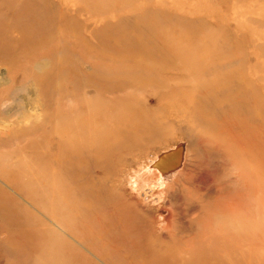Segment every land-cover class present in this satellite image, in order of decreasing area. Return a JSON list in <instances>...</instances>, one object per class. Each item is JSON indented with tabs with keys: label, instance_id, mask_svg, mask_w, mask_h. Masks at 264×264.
Instances as JSON below:
<instances>
[{
	"label": "rangeland",
	"instance_id": "1",
	"mask_svg": "<svg viewBox=\"0 0 264 264\" xmlns=\"http://www.w3.org/2000/svg\"><path fill=\"white\" fill-rule=\"evenodd\" d=\"M179 134L252 242L151 176ZM263 205L264 0H0V264H264Z\"/></svg>",
	"mask_w": 264,
	"mask_h": 264
},
{
	"label": "bare ground",
	"instance_id": "2",
	"mask_svg": "<svg viewBox=\"0 0 264 264\" xmlns=\"http://www.w3.org/2000/svg\"><path fill=\"white\" fill-rule=\"evenodd\" d=\"M8 75V74H7ZM40 105V104H39ZM12 131V130H11ZM182 138V141H183V143H182V151H183V166H182V168L181 169H178V170H176V171H169V172H167L166 174H164V175H160L159 174V172L156 170V169H153V168H151L150 169V171L149 172H151V176L153 175L154 177H155V179L158 181V182H160V183H162L163 185H165V190L166 191H170L171 190V192L172 191H179V192H182V193H184V194H186L187 196L189 195L190 197H192L194 200L196 199L197 201H199V203H200V207H201V209L202 210H199V211H202V213H203V215H204V213L205 214H209V216H213V219H215L216 218V221H214L212 218H211V220H213L212 222H211V224L213 223L214 224V222H216L215 224L217 225V226H224L225 228H228V229H235V231H236V229L238 230H240V228H242L241 230H243L244 231V229H243V227L241 226L242 225V223L244 224V223H246L247 224V222H245V220L246 221H252L253 220V218H252V220H250L251 219V217L249 216V217H245V216H248V215H252V214H248L247 215V212L245 211L244 212V210L242 211V210H237V208L235 207V209H232V208H228V211H227V207H225L226 205L228 206V202H233V200H234V198H232V200L231 199H229V191L227 192L226 190H223L222 189V191L218 194L219 196H217V197H215L214 199L212 198V200L208 197V199L207 198H205V199H203V197L201 198L199 195H197V193H195L194 192V190H192V189H190L189 187H188V185H186V179H185V175H186V172H184V167H185V164H186V162H190V161H194L196 158H195V156L197 155V156H199V152L196 150V149H194V146H190L189 144H188V141L181 135V134H179ZM156 159V158H155ZM154 161V160H153ZM153 161H151V163L153 162ZM231 161V160H230ZM196 162V161H195ZM231 164V171L233 172V173H231L232 175L233 174H235V179H236V181L238 182H241L242 184H244V182L246 183V180H245V177H243V175H242V173H237V167H236V165L232 162V163H230ZM131 165L133 166L134 165V163H131ZM147 170H148V168H147ZM155 170V171H154ZM153 171V172H152ZM236 172V173H235ZM147 173H148V171H147ZM224 173V172H223ZM226 173V172H225ZM229 175V174H228ZM192 176V175H191ZM160 177H161V179H160ZM187 178V177H186ZM233 179V178H232ZM231 179V180H232ZM234 180V179H233ZM216 184V183H215ZM221 184V183H220ZM239 184V183H238ZM232 185H234V183H232ZM193 186V185H192ZM238 186H240V185H238ZM248 186H250L249 184L248 185H242V187H245V188H247ZM124 188V187H123ZM236 188V187H235ZM248 189V188H247ZM241 190V189H240ZM244 191V190H243ZM252 189L251 190H248V195H252ZM218 192V191H217ZM240 192H242V190L240 191ZM176 195V194H175ZM201 195V194H200ZM236 195V194H235ZM239 195H240V193H239ZM246 195V199H247V194H245ZM187 196H184V197H187ZM205 196V195H204ZM207 196V195H206ZM231 196H233V197H235V198H237L236 196H238V195H236V196H234L233 195V192H232V194H231ZM241 196V195H240ZM242 197H243V195H242ZM244 198V197H243ZM221 199V200H220ZM228 199H229V201H228ZM240 199V198H239ZM192 200V199H191ZM218 200H219V206H217V202H218ZM231 200V201H230ZM242 200V198L240 199V201ZM243 200H245V199H243ZM242 200V201H243ZM252 202L253 201H255L254 199H250ZM220 201H222L221 202V204H220ZM235 202L236 201H238V202H240L239 200H238V198L236 199V200H234ZM248 201V200H247ZM258 201V200H257ZM237 202V203H238ZM249 203L250 202H248V207H249ZM256 203V202H255ZM255 203L254 204H252V205H254V206H251V208H248L247 210L249 211V210H251L253 213H254V216H260L259 215V213L258 212H260V211H258L259 209V206H257V204H256V206H255ZM260 203H263V202H260ZM232 204V203H231ZM233 204H235V203H233ZM198 205V204H197ZM224 205V206H223ZM242 205V204H241ZM240 205V206H241ZM243 205H246V203L245 204H243ZM260 205V204H259ZM264 206V205H263ZM242 208H243V206H241ZM247 207V206H246ZM254 207V208H253ZM261 205H260V209H261ZM192 208V207H191ZM191 208H189L190 210H191ZM240 208V207H239ZM244 208H245V206H244ZM165 209H167V208H161L160 209V216H163V221H164V227L165 226H167V224L169 223V220H170V211L169 210H165ZM196 209H198L197 207H196ZM195 209V211H198V210H196ZM241 209V208H240ZM194 210V209H193ZM192 210V212H195V211H193ZM246 210V209H245ZM262 210H264V207L262 208ZM251 211L249 212V213H251ZM185 212V211H184ZM200 213V212H199ZM201 213V214H202ZM261 213V212H260ZM197 214V213H196ZM262 214H263V212H262ZM195 215V214H194ZM202 215V216H203ZM206 215V216H207ZM205 215L203 216V218L202 219H205V218H207ZM253 216V217H254ZM263 216L264 215H262V220H263ZM199 217V216H198ZM243 218V219H242ZM246 218V219H245ZM259 218V217H258ZM257 218V219H258ZM201 219V218H200ZM200 219H198V220H200ZM242 219V220H241ZM249 219V220H248ZM196 220H197V218H196ZM210 220V221H211ZM240 220H241V222H240ZM254 220H256V219H254ZM258 220H260V219H258ZM205 221V220H204ZM208 221V220H207ZM242 221H244V222H242ZM257 221V220H256ZM256 221L254 222V221H252V222H254V223H256ZM172 222V221H171ZM195 222V221H194ZM202 222H203V220H202ZM258 222V221H257ZM178 223V222H177ZM201 223V222H200ZM249 223V222H248ZM251 223V222H250ZM262 223V222H261ZM260 223V224H261ZM183 224V223H182ZM213 224H212V226H213ZM259 224V222H258V224H257V227L255 226L256 224H252L251 223V225H252V227L251 228H253V227H255V228H257L256 230L259 232V230H258V226L260 225ZM180 225V224H179ZM209 225H210V223H209ZM215 225V226H216ZM254 225V226H253ZM264 225V224H263ZM169 226V225H168ZM202 226V225H201ZM212 226H210V227H212ZM214 226V227H215ZM248 226V225H247ZM247 226H245V227H247ZM249 226H250V224H249ZM163 227V228H164ZM189 227H191V226H189ZM188 227V228H189ZM206 227V226H205ZM210 227H208L209 229V231H210ZM213 227V230L215 229ZM169 228V227H168ZM185 228V227H184ZM207 228V227H206ZM219 228V227H218ZM250 228V227H249ZM255 228H253V230H252V232H254V229ZM165 229V228H164ZM187 229V228H186ZM195 229V228H194ZM197 229V228H196ZM222 229V228H221ZM263 229H264V227H263ZM188 230V229H187ZM186 230V231H187ZM205 230H207V229H204L203 231H205ZM212 230V229H211ZM216 230V229H215ZM214 230V231H215ZM219 230V229H218ZM239 230L236 232L237 234V237L239 238V236L241 235V237H244V238H241V239H245V241H246V236L244 235V236H242L243 234H241V233H243L241 230V233H239L240 235L238 236V232H239ZM250 230V231H251ZM256 230H255V232H256ZM185 231V232H186ZM191 231V229L189 230V232ZM197 231H199L198 229H197ZM213 231V232H214ZM249 231V230H248ZM247 230L245 231V232H247V233H245L246 235H248L247 237L248 238H250V239H252L250 236V234H249V232H248ZM174 232H175V230H174ZM182 233H183V230L181 231ZM188 232V233H189ZM196 232V231H195ZM202 232V231H201ZM200 232V233H201ZM206 232H208V231H206ZM213 232H211V233H213ZM217 232V234L219 233L218 231H216ZM258 232H257V234H258ZM193 233V232H192ZM209 233V232H208ZM222 233V232H221ZM226 233H228V232H226ZM230 233V232H229ZM177 234V233H176ZM195 234V233H194ZM193 234V237L194 236H199V234H197V232H196V234L197 235H194ZM210 234V233H209ZM214 234V233H213ZM254 234V236H255V238L257 237L256 235H255V233H253ZM263 234H264V231H263ZM263 234H261V235H263ZM204 235H206L207 236V234H204V233H201V235H200V237H197L195 240H199V243L200 242H202V240H201V238L203 237ZM216 235V234H215ZM235 235V236H236ZM250 235V236H249ZM180 236H183V235H180ZM185 236V235H184ZM192 236V235H191ZM202 236V237H201ZM212 236V235H211ZM210 236V237H211ZM229 236H231L230 234H229ZM233 237V236H231L232 238H236V237ZM254 236H253V238H254ZM179 237V236H178ZM216 237V236H215ZM214 237V238H215ZM230 237V239H232ZM174 237L172 236V239H173ZM175 238H177V237H175ZM184 238V237H183ZM182 238V239H183ZM192 238V237H191ZM195 238V237H194ZM207 238H209V235L207 236ZM248 238H247V240H248ZM179 239V238H178ZM181 239V238H180ZM190 239V238H189ZM204 239V238H203ZM240 239V238H239ZM186 240V239H185ZM184 240V241H185ZM201 240V241H200ZM204 240H206V239H204ZM256 240V239H255ZM182 241V240H181ZM189 241V240H188ZM191 241L193 242L194 240H193V238L191 239ZM210 241V240H209ZM241 241V240H240ZM244 241V242H245ZM212 241H210V242H208L207 243V245L208 244H210ZM249 242V241H248ZM247 241L245 242V243H248ZM250 242H252V241H250ZM249 242V243H250ZM189 243H191V242H189ZM242 243V242H241ZM254 243V242H253ZM185 245H186V242L184 243ZM193 244V243H192ZM198 244V243H197ZM203 244V243H202ZM256 244H258V243H256ZM199 245V244H198ZM248 244H246V246H247ZM188 245H186V247H187ZM202 246H204V245H202ZM185 247V248H186ZM191 247V246H190ZM190 247L188 246V248L190 249ZM192 247H194V245L192 246ZM191 247V248H192ZM205 247V246H204ZM253 247V246H252ZM251 247V248H252ZM260 247V246H259ZM253 249V248H252ZM257 249V248H256ZM254 250V249H253ZM261 250V249H260ZM251 251V250H250ZM190 252V251H189ZM4 254V253H3ZM11 264H12V262H11Z\"/></svg>",
	"mask_w": 264,
	"mask_h": 264
},
{
	"label": "water",
	"instance_id": "3",
	"mask_svg": "<svg viewBox=\"0 0 264 264\" xmlns=\"http://www.w3.org/2000/svg\"><path fill=\"white\" fill-rule=\"evenodd\" d=\"M182 143L183 141L180 140L173 148L160 153L150 164L149 169H156L161 176L169 171L181 169L183 166Z\"/></svg>",
	"mask_w": 264,
	"mask_h": 264
}]
</instances>
